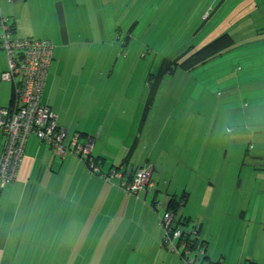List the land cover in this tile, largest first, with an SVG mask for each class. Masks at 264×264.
I'll return each instance as SVG.
<instances>
[{"label":"rangeland","instance_id":"1","mask_svg":"<svg viewBox=\"0 0 264 264\" xmlns=\"http://www.w3.org/2000/svg\"><path fill=\"white\" fill-rule=\"evenodd\" d=\"M123 1L124 39L115 46L119 30L102 40L109 56L103 74L114 89L104 84L106 92L126 96L127 104L141 105L133 132L149 85L167 69L149 113L148 141L158 140L164 130L172 128L170 161L174 166L191 156L197 161L187 172L190 178L179 182L178 194L191 192L192 199L180 207L176 218L190 217V226L198 230L201 243L207 242L206 254L212 261L224 255L227 264H238L242 255L251 257L254 245L264 257V238L251 235L253 229L264 231V76L260 74L264 65L259 66L264 62V0ZM225 33L234 41L222 54L192 70L173 65L168 73L171 60L180 55L185 59ZM123 41L125 59L116 51ZM242 62L248 68L255 64L252 74L257 78L241 91L238 83L232 85V77ZM97 71L92 70L102 76ZM179 168L186 171L183 164ZM178 177L179 173L176 184ZM256 216L263 220L256 221ZM124 223L126 229L137 228L130 216ZM134 232L135 238L127 235L123 242L101 246L98 253L94 245V253L79 264H185L179 255L182 249L155 244L152 235L157 229L151 224L146 231L150 236L144 235V229ZM197 254L194 251L190 258ZM19 261L32 264L34 256Z\"/></svg>","mask_w":264,"mask_h":264},{"label":"crops","instance_id":"2","mask_svg":"<svg viewBox=\"0 0 264 264\" xmlns=\"http://www.w3.org/2000/svg\"><path fill=\"white\" fill-rule=\"evenodd\" d=\"M121 4L125 2L0 0V17L6 18L15 37L45 39L54 45L42 103L52 108L69 137L74 133L93 136L91 154L101 161L103 171L120 165L135 140V150L123 168L130 171L152 164L153 178L159 173L155 188L142 191L138 197L132 196L92 175L76 156H58L49 144L31 135L17 177L0 192V264H21L19 260L24 257L32 260L33 256L37 264H79L94 253V245L98 253L101 246L117 244L119 239L123 242L127 235L135 238L134 231L146 232L150 224L157 232L154 236L147 232L144 235H152L155 244L162 243L161 216L170 197L184 193L178 194L179 182L190 178L187 172L197 161L195 156L185 158L184 162L181 159L179 165L183 164L186 171L180 172L179 165L174 166L167 153L174 146L171 141L174 129L164 130L158 140L148 141L149 115L144 127L139 129L138 125L132 132L141 105L127 104L125 101L130 99L120 98L116 93L111 95L103 86L114 90L103 74L109 56H105L107 50L102 40L119 30L115 46L124 39L126 17ZM261 14L264 17V11ZM123 42L116 51L125 59ZM240 65L232 77V85L238 83L242 91L253 85L257 75L252 74L255 64L250 63L249 68L243 62ZM263 65L264 62L259 66ZM7 69V56L0 39V109L6 110L13 106L15 87L13 82L3 80ZM93 69H99L97 73L102 76L95 75ZM260 74L264 76V70ZM130 138L132 142L128 146ZM3 142L0 130V154ZM191 194H187V202L181 207L189 204ZM129 216L137 223L134 230L125 228L124 221ZM263 219L256 216V221ZM251 235L253 239L264 238L263 228L260 233L253 229ZM247 259L264 264V257L255 245L250 258L240 257V261Z\"/></svg>","mask_w":264,"mask_h":264},{"label":"built area","instance_id":"3","mask_svg":"<svg viewBox=\"0 0 264 264\" xmlns=\"http://www.w3.org/2000/svg\"><path fill=\"white\" fill-rule=\"evenodd\" d=\"M1 47L6 53L8 69L3 80L14 83V103L11 109H0V130L4 135V149L0 157V192L15 180L23 162L26 145L31 135L51 145L57 155H65L67 132L59 127L52 108L42 103L46 77L53 55V45L49 40L19 38L12 33L6 18L0 17ZM93 141L84 145L73 137L70 149L76 153H91ZM152 168L138 171L133 181L121 182L127 190L138 191L153 185ZM119 178L121 174H117ZM167 224L171 216L166 214Z\"/></svg>","mask_w":264,"mask_h":264},{"label":"trees","instance_id":"4","mask_svg":"<svg viewBox=\"0 0 264 264\" xmlns=\"http://www.w3.org/2000/svg\"><path fill=\"white\" fill-rule=\"evenodd\" d=\"M233 37L230 33H225L221 35L220 37L216 38L212 42L208 43L204 47L200 48L198 51L190 55L189 57L182 59V55L176 57V59L171 60L169 67H168V73L174 69L172 67L173 65H181L182 68L187 70H192L197 68L199 65L206 63L208 60L212 59L215 56H218L223 53V51L227 48H229L233 44ZM53 45V44H52ZM54 47V45H53ZM53 54H54V48H53ZM53 60V55H52ZM51 60V63H52ZM184 60V61H182ZM51 67V64H50ZM49 67V70H50ZM167 69L163 71V74H167ZM49 73V71H48ZM161 75L160 77L154 79V82L149 85L150 90L148 92V95L144 99V107L142 111V116L139 121V129H142L149 117V113L151 110V107L153 106L155 100H156V94L159 91V88L161 86V83L164 79V75ZM48 76V74H47ZM47 80V77H46ZM46 82V81H45ZM157 92V93H156ZM156 93V94H155ZM59 124V123H58ZM59 127L64 128L59 124ZM66 130V128H64ZM67 132V139L65 140V146L68 148V151L66 154H72L79 158L85 165L87 170L92 175H97L100 178L103 179V181L108 182L111 185L118 186L120 189H122L125 193L130 194L132 196H137L139 193H141L144 190L155 188L157 183L155 179L153 178V171L154 166L152 164L142 165L139 167H136L130 171L123 168V163L128 162L130 159L131 154L134 152V145L136 144L135 140L131 144L130 148L127 150V155L123 158L122 163L118 166H115L113 168H110L109 171H103L101 161L98 159L93 158L92 154L83 155V153H76L72 149H70V141L73 137H77L79 139V144L84 145L88 142V140H92L93 143L95 142V138L93 136L82 134V133H74L69 137V133ZM5 140V139H4ZM44 142V141H43ZM132 142V141H131ZM46 143V142H45ZM52 150L54 151L53 147L50 145ZM4 149V142L2 151ZM2 151L0 154V157L2 155ZM92 151V150H91ZM55 152V151H54ZM65 154V155H66ZM57 155V154H56ZM65 155H58V156H65ZM145 167H151L152 168V175H151V181L153 182V185L146 186L138 191L126 189V186H122L121 182L125 181L132 182L134 176L138 171ZM117 174H121L122 177L119 178ZM18 175V174H17ZM187 192L184 191V193L180 196L172 195L170 197V200L168 202L167 209L165 213L161 216V225L163 230V240H162V246L163 247H172L175 250L182 249V252L180 257H182L185 264H227L225 262V258L221 257L217 261H212L206 254V244L201 243L197 237H198V230H196V227L190 226V217L179 215L176 218V214L178 210L180 209L181 205H184L187 202ZM158 206V205H157ZM166 214H169L171 216V221L167 224V222L164 220V217ZM198 251L200 255H196V258H190V255L194 252ZM186 258V259H184ZM200 259V260H199ZM208 260V261H207ZM238 264H254L252 259L242 260Z\"/></svg>","mask_w":264,"mask_h":264}]
</instances>
